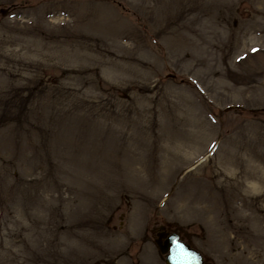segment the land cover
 <instances>
[{
  "label": "rangeland",
  "instance_id": "374dc122",
  "mask_svg": "<svg viewBox=\"0 0 264 264\" xmlns=\"http://www.w3.org/2000/svg\"><path fill=\"white\" fill-rule=\"evenodd\" d=\"M264 264V0H0V264Z\"/></svg>",
  "mask_w": 264,
  "mask_h": 264
},
{
  "label": "water",
  "instance_id": "95a60500",
  "mask_svg": "<svg viewBox=\"0 0 264 264\" xmlns=\"http://www.w3.org/2000/svg\"><path fill=\"white\" fill-rule=\"evenodd\" d=\"M155 243L166 264H208L201 253L179 238L178 234L158 232Z\"/></svg>",
  "mask_w": 264,
  "mask_h": 264
}]
</instances>
